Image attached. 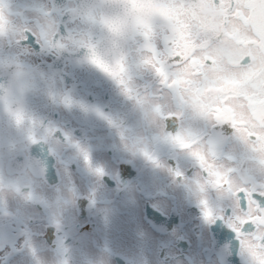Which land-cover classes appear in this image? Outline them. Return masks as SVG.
Returning <instances> with one entry per match:
<instances>
[{
    "label": "flooded vegetation",
    "instance_id": "1",
    "mask_svg": "<svg viewBox=\"0 0 264 264\" xmlns=\"http://www.w3.org/2000/svg\"><path fill=\"white\" fill-rule=\"evenodd\" d=\"M138 2L3 0L0 264H99L102 256L108 264H247L235 233L204 220L194 161L160 136L173 105L141 64L143 32L114 27L115 6ZM92 52L109 67L122 60L125 83L91 63ZM165 123L166 132L183 125L211 141L221 163L249 174L229 125L191 113ZM209 203L217 205L214 194Z\"/></svg>",
    "mask_w": 264,
    "mask_h": 264
},
{
    "label": "snow or ice",
    "instance_id": "2",
    "mask_svg": "<svg viewBox=\"0 0 264 264\" xmlns=\"http://www.w3.org/2000/svg\"><path fill=\"white\" fill-rule=\"evenodd\" d=\"M154 5L155 19L142 33L147 55L141 64L158 78L160 95L173 105L162 117L160 136L197 166L193 184L203 194L199 205L204 220L223 221L235 233L247 264H264V0H154ZM202 10L213 13L211 23ZM8 23L0 0V35ZM51 39L49 35L45 42ZM88 59L118 84L125 83L122 60L109 67L95 52ZM124 92L132 98L128 87ZM186 113L213 126L229 125L247 150L249 174H235L220 162L211 141L183 125L174 134L165 131L167 120H181ZM16 118L19 122L21 117ZM29 140L36 143L31 135ZM75 146L88 165L87 151ZM143 155L159 166L152 155ZM95 172L103 174L99 168ZM174 175L183 177L179 170ZM210 194L218 201L215 208Z\"/></svg>",
    "mask_w": 264,
    "mask_h": 264
},
{
    "label": "clouds",
    "instance_id": "3",
    "mask_svg": "<svg viewBox=\"0 0 264 264\" xmlns=\"http://www.w3.org/2000/svg\"><path fill=\"white\" fill-rule=\"evenodd\" d=\"M154 0H139L137 4H120L115 7L118 11L110 13L116 18L114 27L123 31L126 35H137L144 31V25L153 21L155 16L152 11H148L149 7H154ZM212 16H208V23L212 22ZM71 199V197H69ZM99 264H108L106 256H102Z\"/></svg>",
    "mask_w": 264,
    "mask_h": 264
},
{
    "label": "water",
    "instance_id": "4",
    "mask_svg": "<svg viewBox=\"0 0 264 264\" xmlns=\"http://www.w3.org/2000/svg\"><path fill=\"white\" fill-rule=\"evenodd\" d=\"M102 55V53H100Z\"/></svg>",
    "mask_w": 264,
    "mask_h": 264
}]
</instances>
